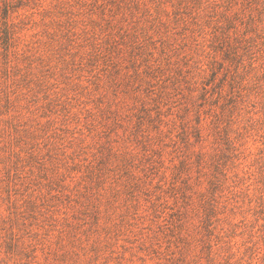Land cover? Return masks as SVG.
Masks as SVG:
<instances>
[{"label": "rangeland", "instance_id": "374dc122", "mask_svg": "<svg viewBox=\"0 0 264 264\" xmlns=\"http://www.w3.org/2000/svg\"><path fill=\"white\" fill-rule=\"evenodd\" d=\"M0 264H264V0H0Z\"/></svg>", "mask_w": 264, "mask_h": 264}]
</instances>
